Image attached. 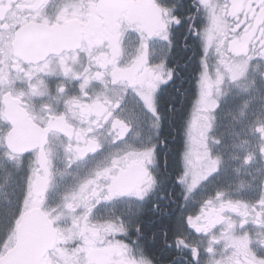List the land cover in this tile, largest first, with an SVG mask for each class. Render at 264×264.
I'll return each mask as SVG.
<instances>
[{
    "label": "snow or ice",
    "instance_id": "obj_1",
    "mask_svg": "<svg viewBox=\"0 0 264 264\" xmlns=\"http://www.w3.org/2000/svg\"><path fill=\"white\" fill-rule=\"evenodd\" d=\"M254 101L264 0H0V264H264Z\"/></svg>",
    "mask_w": 264,
    "mask_h": 264
},
{
    "label": "flooded vegetation",
    "instance_id": "obj_2",
    "mask_svg": "<svg viewBox=\"0 0 264 264\" xmlns=\"http://www.w3.org/2000/svg\"><path fill=\"white\" fill-rule=\"evenodd\" d=\"M129 13L131 15L137 16L146 22H150L152 19V13L148 9L139 8V7H133L129 9ZM231 90L230 86L228 87V90H226V94L228 96L231 95L229 92ZM172 89H168L163 94V103L162 108L167 106V101L170 98L171 95H174ZM258 102L259 101H255ZM229 105V104H228ZM230 107L227 106V108L220 113V123L221 125H229L231 123V116H237L238 112L236 111V108L232 107V111H229ZM223 118V119H222ZM264 119V115L260 113L259 106L252 107L249 112L247 118L241 122V124L238 126L240 129L239 132L242 133V135H246L245 142L247 143V152L251 153V159L254 161L252 167H249L240 175V178L237 180H234V176L230 179L227 175L226 179L227 182L232 185L233 188H246L248 184H250L253 180V176L259 175V172L257 169L264 167V161L260 160L259 152L264 151V132L260 131V125L255 123H250V121L260 120ZM164 135H175V132L171 127L168 126V124H165L164 128ZM230 140H226V143H229ZM247 153V154H248ZM246 155H242L240 157H245ZM238 157V159L240 158ZM241 162V159H239ZM150 207V205H149ZM120 209H118L119 211Z\"/></svg>",
    "mask_w": 264,
    "mask_h": 264
},
{
    "label": "rangeland",
    "instance_id": "obj_3",
    "mask_svg": "<svg viewBox=\"0 0 264 264\" xmlns=\"http://www.w3.org/2000/svg\"><path fill=\"white\" fill-rule=\"evenodd\" d=\"M228 87H229L228 85H225V87L223 89L224 95H228V94H226V90H228ZM229 92L231 93V95L233 94L231 90H229ZM244 99H246V97L241 98L239 103H243ZM227 106L230 107L229 111H232V107L235 108L234 105H230V104L228 105L227 104L222 109V112L227 108ZM254 106H259V103L254 101L252 107L254 108ZM235 118H238V117L235 116ZM233 119H234V116H231V122ZM237 130L239 131L240 129L238 128ZM245 140H246V135H242V133H240L239 137L236 138V140H235L237 147H235V148L225 147L222 149V155H223L224 161H225L226 172H227V175L230 179L232 178V176H234V180L239 179L240 175L242 173H244V171L246 169L249 168V167L243 166L242 163L240 162V160L238 159V157H240L242 155H246L248 153L246 150L247 149V143L245 142Z\"/></svg>",
    "mask_w": 264,
    "mask_h": 264
}]
</instances>
